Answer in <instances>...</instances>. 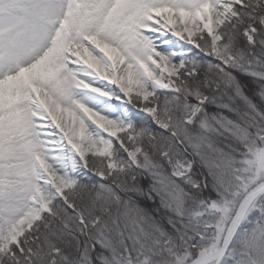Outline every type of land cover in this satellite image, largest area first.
Here are the masks:
<instances>
[{
  "label": "snow or ice",
  "instance_id": "6c2138e0",
  "mask_svg": "<svg viewBox=\"0 0 264 264\" xmlns=\"http://www.w3.org/2000/svg\"><path fill=\"white\" fill-rule=\"evenodd\" d=\"M0 264H264V0H0Z\"/></svg>",
  "mask_w": 264,
  "mask_h": 264
}]
</instances>
